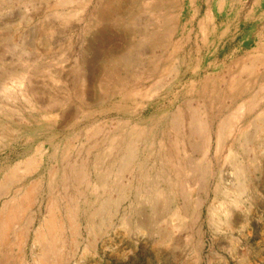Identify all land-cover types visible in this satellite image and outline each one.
I'll use <instances>...</instances> for the list:
<instances>
[{"label":"rangeland","instance_id":"rangeland-1","mask_svg":"<svg viewBox=\"0 0 264 264\" xmlns=\"http://www.w3.org/2000/svg\"><path fill=\"white\" fill-rule=\"evenodd\" d=\"M159 1L172 19L171 32L157 54L134 55L135 83L133 72L107 61L105 51L136 48L139 36L129 21L144 22V7ZM224 78L222 92L233 78L251 87L223 114L219 107L197 108L207 129L202 161L210 189L200 196L196 218L146 210L155 228H136V183L130 179L107 221L95 218L90 230L81 219L74 241L61 236L56 245L64 264H264V117H258L264 115V90L256 94L264 82V0H0V180L39 148L43 154L35 171L9 185L13 192L43 179L26 213L25 221L34 224L24 229L21 244L14 242L13 256L33 264L49 170L67 143L89 148L91 158L101 150L85 139L94 129L136 128L142 138L169 129L179 109L199 98L208 101ZM254 94L257 107L240 115L236 106ZM228 115L225 145L216 150L218 126ZM185 116L186 124L187 110ZM240 131L250 136L253 160L243 152ZM140 137L135 135V158L144 147ZM235 168L241 172L239 194ZM82 196L93 197L89 190ZM172 205L179 209L183 200Z\"/></svg>","mask_w":264,"mask_h":264},{"label":"bare ground","instance_id":"bare-ground-1","mask_svg":"<svg viewBox=\"0 0 264 264\" xmlns=\"http://www.w3.org/2000/svg\"><path fill=\"white\" fill-rule=\"evenodd\" d=\"M164 6L160 1L150 3L144 7L145 16L141 17L144 22H136L133 18L129 21L139 36L136 48L131 50L130 46L126 52L118 49L117 47L121 45H117L114 51L111 49L105 51L107 61H116L121 67L125 65L127 72H133L135 83L140 80V76L135 70L137 61L134 55L138 52L145 54L148 51L157 54L158 50L163 49L162 43L171 32L172 19L164 15ZM102 11L105 14L108 10ZM145 20L148 22L146 23ZM109 78L110 82L115 80L112 75ZM225 82L224 78L223 82L214 84V93L208 101L199 98L195 103L187 105L189 116L186 124L182 119L186 110L179 109L177 116L170 121L169 129L159 133H145L143 138L142 133L136 128L128 131L117 130L114 133H97L100 128L94 129L93 133L85 135V139L91 142V147L101 150L91 158L86 157L89 148L83 146L76 148L72 143H67L55 157V168L49 170L51 178L46 185L45 205L44 210H41L43 217L33 235L38 250L33 264H64L59 247L56 245L61 240V236L69 235L74 241L78 234L77 223L81 219L90 225V230H93L95 218L107 221L111 210L123 199L131 180L136 183L135 201L138 216L136 228L148 230L155 228L153 220L145 214L146 210L158 217L169 214L175 219L180 218L181 215L196 218L200 196L207 194L210 189L207 181L209 168L202 161L207 142L205 134L207 129H204L199 121L197 108L202 104L216 111L219 107L223 114L228 108L233 107L236 100L249 93L251 87L242 82L238 83L233 78L222 92L221 86ZM258 88L256 94L264 90V82ZM256 94L236 106L235 109L240 115L249 113L251 109L257 107ZM231 117L228 115L227 119L224 118L218 126L215 135L216 150L225 145L228 136L226 130ZM240 133L244 136L241 145L243 152L251 160L253 155L250 149V136L247 131ZM98 134H101V137L96 138ZM135 135H140L144 143L142 153L137 158L135 152H138L136 147L138 145ZM93 138H95L94 142ZM236 143V140L232 141L233 146ZM194 154L201 155V158L195 159ZM42 158L43 154L39 148L23 161L9 168L0 180V197L6 198L0 206V264H22V259L20 257L16 259L12 254L15 247L13 244L16 240L21 244L24 229L29 224H34L33 220L25 221L26 213L33 204L38 188L42 187L43 179L32 180L13 192L9 190V185L21 181L38 168ZM151 159L156 161L154 165L151 164ZM240 176V170L235 168L237 182L233 186L236 190L234 192L238 194L243 191ZM84 190H89L93 197L82 201ZM112 192L116 193V197L112 196ZM214 192L216 194L221 192L218 186ZM177 197L183 200V206L179 209L172 205ZM11 235L14 241L11 240ZM159 235L162 238L165 236L161 232ZM16 245L19 247V244Z\"/></svg>","mask_w":264,"mask_h":264}]
</instances>
